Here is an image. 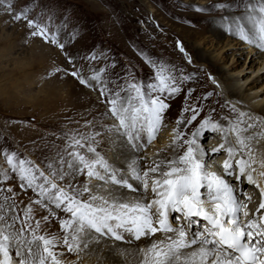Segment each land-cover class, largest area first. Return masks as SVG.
Listing matches in <instances>:
<instances>
[{
  "label": "snow or ice",
  "instance_id": "obj_1",
  "mask_svg": "<svg viewBox=\"0 0 264 264\" xmlns=\"http://www.w3.org/2000/svg\"><path fill=\"white\" fill-rule=\"evenodd\" d=\"M243 8L228 31L264 51V0H248ZM22 17L35 29L32 36L58 44L55 34L26 19L27 10L14 19ZM178 47L185 51L179 42ZM71 75L81 85L91 86L78 71ZM91 79L100 82L98 73ZM99 92L107 105L104 115L114 120L103 133H63L64 147L43 168L16 152L4 149L0 153L4 162L0 182L14 179L22 191L35 195L23 204L11 186L0 187V193H7L0 196V264H67L63 259L66 253L77 254L79 260L80 253L102 238L129 244L150 240L137 250L139 264H264V186L259 182L264 179V149L258 147L264 129L247 134L256 127V120L264 123V118L248 117L252 122H246L248 114L239 112L236 122L225 128L208 117L189 133L200 114L184 108L172 129L171 158L156 160L163 150L153 157H138L124 176L97 151L98 137L111 133L136 152L146 150L164 126L170 108L167 101L181 88L176 76L158 69L154 83L131 82L115 89L102 85ZM232 110L236 111L235 106ZM189 111L192 115L185 118ZM245 123L246 127H241ZM205 132L220 133L223 142L207 149L198 142ZM221 151L227 158L222 163L223 173L218 174L209 170L208 160ZM237 154L239 158L233 160ZM149 159L152 163L141 170L140 162ZM233 176L237 184L246 182L258 189L260 202L254 213L250 214L240 199L241 195L247 200L251 197L237 192L226 179ZM171 214H175L177 226L170 221ZM54 221L59 224L58 232L48 227ZM158 233L162 239L155 238Z\"/></svg>",
  "mask_w": 264,
  "mask_h": 264
},
{
  "label": "rangeland",
  "instance_id": "obj_2",
  "mask_svg": "<svg viewBox=\"0 0 264 264\" xmlns=\"http://www.w3.org/2000/svg\"><path fill=\"white\" fill-rule=\"evenodd\" d=\"M247 1L4 0L0 4V153L4 149L16 152L43 168L46 161L64 147L63 133H103L106 126L114 123L110 116L104 115L107 105L102 103L100 97L102 85L112 89L131 82L146 86L155 82L158 69L176 76L181 92L167 101L170 108L166 111L164 126L157 133V138L146 150L136 152L126 141L117 139L111 133L98 137L97 151L114 164V168L121 162V150L129 154L127 164L118 167L122 175L127 176L128 165L136 160L135 155L153 157L157 151L163 150L156 157L157 160L168 159V155L171 158L172 151L168 148L171 141L162 142V139L166 137L167 130L173 135V126L177 127L175 121L184 108L195 109L200 114L189 128V133L208 117L212 122H225L223 126L229 127L238 118L232 117L233 114L248 108L252 110L251 104L244 108L243 104L230 99L225 92H241L245 102L252 96H245L248 90H257L255 97L263 94L264 68L253 73L251 71L262 63L261 53L264 51L242 42L230 33L217 36L209 30V25L220 20L223 14L236 18L244 11L243 4ZM218 4L230 7L218 8ZM197 7L201 10L198 11ZM25 10L26 19L47 28L50 35L55 34L58 44H63L64 48L45 42L40 36H32L31 32L35 29L27 26L25 18L14 19L16 14ZM178 42L185 50L183 53L179 50ZM199 51L208 60L202 58ZM214 62H217L221 72L216 70ZM73 71H78L91 86L81 85L71 75ZM97 73L100 76L99 83L91 79ZM249 73V77L241 84L239 79ZM260 73L261 77L251 83ZM164 98L167 99L166 96ZM223 103L235 106L236 111L228 113ZM258 105L264 106V98ZM90 109H95L92 113L94 117L84 121ZM252 112L255 118L259 117L255 111ZM217 113L219 115L215 116ZM184 115L187 118L192 112ZM260 118H264V114ZM257 123H260L258 130L264 129V123L256 120ZM215 134L220 135L205 132L198 142L203 145L209 136ZM218 138L219 141L223 140L222 136ZM236 157L239 158V154ZM146 161L140 162L141 170L147 165ZM3 166L4 162L0 159V167ZM83 179L81 177L80 181L83 182ZM227 179L234 181L233 177ZM8 186L14 189L17 200L23 204L35 198L31 191H22L14 179L0 182V187ZM124 191L127 193L126 189ZM241 191V187H238L237 192ZM253 193V199L259 200L258 192ZM5 194L0 193V196ZM48 227L53 232L59 231L58 222L54 221ZM133 243H136L137 248L142 247L141 241ZM108 245L109 242L101 240L94 249L86 250L88 254H85V258L93 257L94 260L98 259L96 264L100 263ZM112 249L111 258L118 263H127L132 259L130 248L112 245ZM76 255L66 253L63 259L67 264H81L77 263L80 260H77ZM104 263L110 264L112 261Z\"/></svg>",
  "mask_w": 264,
  "mask_h": 264
},
{
  "label": "bare ground",
  "instance_id": "obj_3",
  "mask_svg": "<svg viewBox=\"0 0 264 264\" xmlns=\"http://www.w3.org/2000/svg\"><path fill=\"white\" fill-rule=\"evenodd\" d=\"M248 2V1H247ZM253 2H256V3H258L257 2V0H253ZM202 3V2H201ZM200 4V3H199ZM203 4V3H202ZM210 4V3H209ZM244 12V11H243ZM243 12H240L239 14H238V16H241L242 14H243ZM230 14V13H229ZM237 16V17H238ZM222 18L220 19V20H216V22H213V23H211L209 26V30L210 31H213L214 32V34H216L217 36H223V35H225V34H229V31H228V28H229V26H230V24H231V22L234 20L233 19V17L234 16H231V15H226V14H223L222 16H221ZM245 23H247V22H245ZM208 26V25H207ZM216 38H218V37H216ZM199 54H200V56L202 57V58H205V59H207L208 60V58H207V56L204 54V53H202V52H200L199 51ZM261 57H262V63H259V65H257L256 66V69H253L251 72L253 73L254 71H257L259 68H264V52H262L261 53ZM214 64H215V68H216V70L217 71H219V72H221V68H219V65L217 64V62H214ZM233 64V63H232ZM260 70H262V69H260ZM264 70V69H263ZM239 72H241V71H239ZM238 74V73H237ZM249 75H250V73L248 74V75H246L245 76V78H241V79H239L240 80V82H241V84L243 83V82H245L246 81V79L249 77ZM235 76H237V75H235ZM259 77H261V73L259 74V75H257L252 81H251V83H255L256 81H257V79L259 78ZM235 78V77H234ZM242 79H243V81H242ZM236 80V79H235ZM239 80H237V81H239ZM241 84L239 85V87H241ZM261 84H259L258 86H260ZM258 86H255V88H257ZM254 88V89H255ZM224 89V88H223ZM248 90V89H247ZM244 91H245V89H244ZM244 91L242 92V93H244ZM249 92L245 95V96H249V95H252V96H249V98H248V100L245 102V99H243L242 98V96L240 95L241 94V92L239 93V92H231V91H229V92H225V93H227L228 94V96H229V98L230 99H233V100H236L237 102H239V103H241V104H243L244 105V108H248V104H251V107H250V109L252 110V111H255L254 113H256V116H259L260 117V115L262 116L263 114H264V106L263 107H260L259 105H258V102H260L263 98H264V92H263V94L262 95H258V96H254V94L256 93V91L257 90H248ZM257 95V94H256ZM243 97H244V95H243ZM246 98V97H245ZM94 101H92V104H95V103H93ZM224 105H225V109L227 110V112L228 113H232L233 112V110H232V107L231 106H228L227 104H225V103H223ZM246 104V105H245ZM180 105V104H179ZM247 106V107H246ZM85 109V108H84ZM249 109V108H248ZM246 110V109H244V112L245 113H247L248 114V116H246L247 118H244V120L246 121V122H252V121H249L248 120V117H253V118H255V115L253 114V112L252 111H250V110ZM246 110V111H245ZM87 111V110H86ZM95 111V109H90V111H87L86 112V114H85V117L83 118L84 119V121H86V120H89L90 118H93L94 116L92 115V113ZM181 111V110H180ZM224 112V111H223ZM239 114V113H238ZM238 114H233V116L232 117H237L238 116ZM219 114L217 113L215 116H218ZM225 121V120H224ZM171 124L173 125V122H171ZM223 124H225V122H222L221 123V125H223ZM175 125H176V123H175ZM259 125H260V123L258 124L257 123V125H256V127L254 128V129H251L250 131H249V133H247V134H252L253 132H256V133H259V132H261L262 130H258L259 128ZM241 126H243V127H246V123L245 124H242ZM172 128V127H171ZM173 128H174V126H173ZM166 132V137L164 138V139H162V142L163 141H167L168 139H169V141H171V138H172V134L170 133V131L169 130H167V131H165ZM217 134H215V135H211V136H209V138H208V140L205 142V144L203 143V146H205L207 149H209V150H211L212 148H214V147H217L219 144H217V142L219 141L218 139V137H220V136H222L221 134L220 135H217ZM204 137V136H203ZM203 137H200V139H202ZM121 140V139H120ZM229 140L231 141V142H233L234 143V137H232L231 135H229ZM161 142V143H162ZM164 142V143H165ZM253 143H255V141L253 142ZM127 144V143H126ZM258 147L259 148H261V149H264V139H262V140H260V144L258 145ZM125 152V151H124ZM121 155H122V157H121V162L120 163H118L117 161H116V163H118L117 165H118V167H120V166H122V165H126L127 164V162L129 161V159H130V157H129V154L128 155H126V154H124L123 153V151L121 150ZM132 153V152H131ZM133 154V153H132ZM163 155H165V154H163ZM214 155H218V157L216 156V158H217V161H219V160H221L222 158H227V154L225 153V152H223V151H221V153H219V154H213L212 156H214ZM238 155V154H237ZM138 157H140V155H138V156H136L135 155V158L134 159H137ZM156 158V157H155ZM167 158H169V155H168V157ZM212 158V157H211ZM237 158V157H236ZM235 158V156H234V158H233V160L234 159H236ZM119 160V159H118ZM156 160H157V158H156ZM159 160V159H158ZM147 162V164H149V163H152V160L151 159H149V160H147L146 161ZM211 162H213V161H211V159H209L208 160V166H209V170H211V171H215V169H217L216 167H214V165L213 164H211ZM114 165V164H113ZM118 167H116V168H118ZM118 169H120V168H118ZM123 169V168H122ZM124 170V169H123ZM220 171V170H219ZM217 173H218V171H217ZM223 173V169L220 171V174H222ZM219 174V173H218ZM126 175V174H125ZM226 179H227V177H226ZM233 179H234V177H233ZM229 180V179H228ZM232 180V179H231ZM232 182V181H231ZM260 184H261V186H264V179H261L260 181ZM232 184H233V187L236 189V191H237V188L239 187H241V189H242V193L243 192H247L249 195L248 196H250L251 197V199L250 200H247V199H245V198H243V196L241 195L240 197V199L242 200V201H244L246 204H247V206L249 207L253 202H254V199H253V196H254V193L253 192H255V191H258V189H256L254 186H251V185H249V184H247L246 182L245 183H240V184H238V187H236V184L237 183H235L234 181L232 182ZM240 190V189H239ZM121 191H124V189H121ZM125 192V191H124ZM128 196H131V195H133L132 193H126ZM258 207V206H257ZM248 210H251L250 208L248 209ZM255 210L256 209H254V208H252V210L249 212V213H254L255 212ZM263 211L264 210H262V214H264L263 213ZM172 217V216H171ZM156 239H162L163 237L161 236V235H159V233L156 235V237H155ZM101 240H104V241H106V242H109V245L108 246H106L105 247V251L106 252H104V257H102V261H100V263H98V264H105L104 263V261H112V263H110V264H121V263H118V261H116V259H113V258H111L112 256H111V254L113 253V249H112V245H117V246H123V247H127V248H130L129 250H130V252H131V260H129V262H127V263H123V264H139V259H140V257L138 256V254H137V250L139 249V248H137V247H135V244L136 243H132V245H130V246H127V244H125V242L123 243V242H119V241H113V240H106L105 238H102ZM101 240L99 241V242H101ZM141 241V243L140 244H142V247H144V246H146L148 243H150L151 241L150 240H140ZM111 242H113V243H111ZM101 244V243H100ZM98 245V243H95V244H93L92 245V247L90 248V250L91 249H94L96 246ZM94 247V248H93ZM141 248V247H140ZM122 250V249H121ZM94 251V250H93ZM126 251V250H125ZM85 254H88V251H86V252H84L83 254H80V261H78L77 263H79V262H81V264H96L97 263V260L95 259L94 260V258L92 257V258H90V257H87V258H85ZM98 258V257H97ZM104 258V259H103ZM128 260V259H127ZM126 262V261H125ZM107 264V263H106Z\"/></svg>",
  "mask_w": 264,
  "mask_h": 264
}]
</instances>
